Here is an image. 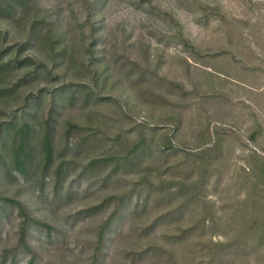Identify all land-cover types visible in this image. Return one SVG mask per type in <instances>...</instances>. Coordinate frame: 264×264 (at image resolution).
<instances>
[{"label":"rangeland","instance_id":"obj_1","mask_svg":"<svg viewBox=\"0 0 264 264\" xmlns=\"http://www.w3.org/2000/svg\"><path fill=\"white\" fill-rule=\"evenodd\" d=\"M0 264H264V0H0Z\"/></svg>","mask_w":264,"mask_h":264}]
</instances>
